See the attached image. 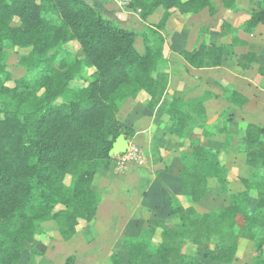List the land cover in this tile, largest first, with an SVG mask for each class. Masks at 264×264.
I'll list each match as a JSON object with an SVG mask.
<instances>
[{
	"label": "trees",
	"instance_id": "1",
	"mask_svg": "<svg viewBox=\"0 0 264 264\" xmlns=\"http://www.w3.org/2000/svg\"><path fill=\"white\" fill-rule=\"evenodd\" d=\"M219 2L235 10L236 0ZM261 3L263 8L241 25L248 34L264 25V0ZM129 7L143 21L162 8L158 29L175 13L215 12L213 0H131ZM229 33L228 45L202 42L180 55L194 69L216 68L233 57L243 71L254 69L264 78V63L255 53H235V47L246 44L230 25L220 36ZM138 36L144 55L135 49ZM65 39L79 43L83 59L62 49ZM15 48L31 49L21 67L33 78L22 77L9 87L6 50ZM162 56L163 40L155 31L146 28L135 34L104 19L84 0H0V264H18L23 245L42 234L46 220L56 223L61 240L67 242L80 223L95 218L100 196L92 190L93 178L109 165L123 125L117 115L139 94L148 98V112L158 108L168 84V75L157 72ZM88 70L92 74L87 81ZM207 99L173 98L164 116L171 123L168 133L189 145L181 155L182 196L198 203L213 180L227 195L224 207L201 215L192 205L171 198L170 212L178 223L148 227L143 240H128L125 261L112 254L108 264H201L182 252L188 243L200 246L212 264H232L242 241L254 243L255 264H264V180L257 184L254 213L248 205L250 181L241 179L244 189L228 192L234 176L220 152L202 145L210 137ZM242 135L246 165L264 170V128L245 124ZM157 230L159 243L154 246Z\"/></svg>",
	"mask_w": 264,
	"mask_h": 264
},
{
	"label": "rangeland",
	"instance_id": "2",
	"mask_svg": "<svg viewBox=\"0 0 264 264\" xmlns=\"http://www.w3.org/2000/svg\"><path fill=\"white\" fill-rule=\"evenodd\" d=\"M250 1L251 0H236L235 10L237 6L243 8L239 13L244 11L251 14L252 11H257L260 8H263L261 0H252L251 2H253V4H250ZM213 4L218 8H222L219 0H213ZM252 5L254 7L251 11H248L247 9L250 10ZM223 9L224 8H222V10ZM235 10H227L228 16L225 15L226 11H223L219 15H215L214 12L213 23L216 27L215 30L221 34L223 30L225 32L226 25L228 24L243 40H249L251 46L258 47L259 43L264 44V27L260 28V26L257 28L258 30L254 29L252 34L246 33L241 28L243 16H237V13H234ZM205 11L209 16H212L207 10ZM155 18L156 17L153 16L150 20L154 23L158 22L154 25L157 27L160 20L155 21ZM194 20L198 21V25L201 26L199 28L198 36L199 39H203L204 31L206 28L209 29V27H206V25L203 27V16L195 19V15H193L190 18V22H194ZM111 22L115 24L113 21ZM190 36L191 40L194 41L195 33H191ZM214 36L217 37V33L214 34ZM227 36H230L231 38L230 33ZM141 44V41L138 40L136 46H138L139 49H142ZM62 46L63 50L75 55V57L79 59H83L79 43L74 41V39L63 40ZM240 49L242 48H238V50ZM30 52V48L6 50L8 59L5 64L12 77V82L8 83L7 86H13V81L22 77L33 78L30 74H26L21 67L22 58L28 56ZM91 74L92 70L86 72L87 81L90 79ZM134 111L136 112V117L128 123L130 128L123 124L119 129V134L120 136L123 134L127 136V139L129 140L128 146L131 148L138 147L139 152L141 153L133 163L125 164L123 166L117 165L121 154L115 156H110L109 154V165L100 169L95 174L92 183V190H97V193L101 196V203H99L100 206H98V216L97 218H94L96 221L94 219L92 220L95 221V223H92V221L87 224L80 223L76 235L71 240L65 242L61 240L57 225L53 220L42 222V234L37 236L33 243H25L23 245V250L19 255L18 264H65L66 260L69 258L73 259L71 264H108L109 258L112 254H117L121 259L125 260L128 252V240L133 239L141 241L147 236L146 229L141 231L143 229L141 227L149 224L150 226H155L156 224L162 223H178V216L172 215L170 212L171 207L168 208L169 195H166L162 190H159L157 188L158 185L153 189V185L150 189L154 201L145 199V197L147 198L151 196V193L147 194L146 192L144 193L143 199V196H139V192L136 190L138 182H134L133 180L140 177V174L138 173L140 169L137 170L135 167L140 162L142 156H149L147 157L149 162H153L155 167L163 166L165 171L173 176L172 179L169 180V185L174 192H178L179 194L180 183L178 177L182 166L181 155L183 151L188 152V146L186 143H182L178 139L172 136L170 137L167 134L161 136V131L158 132V135L154 134L155 138L153 139L158 140V138L162 137L163 141L160 140L159 142L160 144H163L162 147L169 149V151L167 154H160L155 151L150 153L148 147L151 144V141H148L149 137H147V135L144 138L145 135H143V133L146 132L139 129L138 126L140 127V125H142L141 118H146V116L151 115V113L147 110L143 111L141 106H137ZM240 117V115L234 116L231 112L228 113V111L222 116L215 117L209 123L210 137L204 139L202 145L218 150L224 166L230 171L231 175L234 176V178H229L228 181L227 187L229 193L244 189L241 179L250 181L248 205L249 210L254 213L259 196L257 184L264 180V170L260 168L253 169L243 167L244 154L242 152L243 140L241 135L242 124L244 121H242ZM162 123L165 124L163 119L160 118V120H156L154 124L158 126ZM260 123L264 124V121ZM162 126L164 127V125ZM152 144L154 143L152 142ZM157 145L159 144H154V146ZM150 170L151 173H153V171L155 172L153 169ZM162 171L163 169L158 170V172L152 174V177L148 178L152 179L154 177V179L158 181L160 178L158 173ZM144 172L145 170L142 172V176H145ZM151 173L149 172L148 176H150ZM126 177H129L130 180L125 179ZM66 182L68 183V180ZM130 182H132V190L128 189ZM153 182L158 184L156 181ZM121 183H123L122 187ZM160 186L163 187V185ZM208 187V192L205 197L196 204H191L188 202L187 198L182 197L180 194L177 196L180 198V202L184 205H192L198 214H207L213 210L221 209L227 201V195L222 194L215 181H209ZM141 188H144V186L141 185ZM137 225H139V227ZM124 227V231H121ZM159 233L160 230H157L155 237L153 236L152 244L154 246H157L159 243ZM95 234H97L98 238ZM101 238H103V240ZM104 241L105 245L103 244ZM212 242L214 245L215 241L213 240ZM182 252L188 256L195 257L201 264H212L203 258L200 246L188 243L184 246ZM232 264H255L254 243L250 241H242L237 259Z\"/></svg>",
	"mask_w": 264,
	"mask_h": 264
},
{
	"label": "crops",
	"instance_id": "3",
	"mask_svg": "<svg viewBox=\"0 0 264 264\" xmlns=\"http://www.w3.org/2000/svg\"><path fill=\"white\" fill-rule=\"evenodd\" d=\"M87 4L93 7L100 15L107 20L113 21L115 24L134 32L135 34L142 33L146 28H150L151 30L155 31L158 36H160L163 40V56L157 65V72L159 73H166L168 75V84L166 93L161 100L158 108L151 113V115L146 116V118H141L142 125L139 129L146 132L143 133L144 138L149 137L148 141H151L149 145V152H157V153H165L169 151V149L162 147L163 144H160V140L163 141L162 137L158 138V140H154V134L158 135V132L162 131V134H167L168 136H172L168 133V129L171 126V123L166 119L164 116L165 109L169 106L171 100L173 98H182V99H189V98H200L203 95L207 96L208 99L204 103L205 112H206V129L209 130V123L215 117L222 116L225 112H231L232 115H240L241 120L244 121L242 124V128L245 124L253 123L260 125L264 128V124L260 122L264 121V78L259 76L254 69H249L248 71H243L236 63V60L233 57H226L223 60L221 66L216 68H209V69H194L191 68L185 60L180 55L183 51H191L195 49L200 43L204 42L207 44H212L215 46L219 45H228L231 43L230 36H220L218 31H216V27L213 15L209 16L206 11H202L198 14H195V19L198 17L203 16V27H209V29H205L203 39H199V26L197 23L198 21L190 22V18L193 15H186L181 16L179 14H173L164 24L161 29H158L156 23L151 21L153 16H155V21H159L163 16V9L158 8L151 16H149L146 21H143L139 17V13L134 11V9L129 7L131 0L123 3L121 8H118L113 3L109 2L107 4H101L98 2H94L91 0H84ZM253 2L250 1V4ZM215 7V15H219L223 11H226L228 16L227 10L222 8ZM254 6L252 5L250 10ZM243 8H239L236 6V10L234 13L236 15L243 16V23L250 18V13L241 12ZM253 12V11H252ZM231 16V15H230ZM189 21V22H188ZM229 22V21H228ZM231 23V22H229ZM242 23V24H243ZM233 25V24H231ZM261 26V27H260ZM258 27L262 28L264 25H260ZM234 27V26H233ZM257 27V28H258ZM214 28V29H213ZM256 28V30H258ZM259 28V29H260ZM191 33H195L194 41L191 40ZM217 33V37L214 34ZM252 34V33H251ZM240 40L244 41L246 44L245 46L235 47L234 51L236 54H244V53H255L258 57L259 63H264V44L258 45V47L251 46L249 40H243L240 35L238 36ZM138 40L141 41L142 49H139L136 46ZM193 41V42H191ZM210 41V42H208ZM238 48H242L238 50ZM135 49L140 55H144L145 49L143 40L141 37H137L135 41ZM148 98L144 94H139L133 99H129L122 107L121 111L118 114V120L130 128L129 122L132 119H135L136 112L134 111L137 106H141L142 110H146V103ZM224 111V112H223ZM223 112V113H222ZM222 113V114H221ZM163 119L165 124L156 125L154 124L156 120ZM236 118V117H235ZM160 122V121H159ZM164 125V127L162 126ZM137 128V129H138ZM135 129V128H133ZM133 131V130H132ZM200 133V132H199ZM211 133V132H210ZM166 135V136H167ZM212 135V133H211ZM124 140L129 143L127 136L122 135ZM244 145V137L241 135ZM176 138V137H174ZM177 139V138H176ZM159 144L154 146V144ZM186 143L187 146L188 142ZM208 147V146H206ZM211 148V147H209ZM243 148V147H242ZM212 150L218 151L216 149L211 148ZM186 152V151H183ZM219 152V151H218ZM147 157L149 156H142L140 162L137 164L135 169H140L138 172L140 177L134 179V182H138L136 185L137 191L139 192V196H143L144 193L147 194L151 193L150 187L153 186V189L157 187L158 189L162 190L164 194L168 196V208L171 207V198H176L180 202V198L177 195H181L182 192V180L178 177L180 183V192H174V190L169 185V180L172 179V175L165 171L163 166H154L153 162H149ZM243 167H248L245 161V155L243 157ZM250 168V167H248ZM153 173L158 172V170H162V172L158 173L160 178L158 181L154 179L148 178L152 177L151 170ZM145 170V176H142V172ZM149 172L151 173L150 176ZM125 179L130 180L129 177ZM146 179V180H144ZM156 181L158 184L154 183ZM135 184V183H134ZM141 185L144 188H141ZM160 185H163L161 187ZM123 183H121V187ZM140 186V187H139ZM94 187V186H93ZM128 189H133L132 182L129 183ZM94 191L98 192L97 190L93 189ZM159 193V191H158ZM183 197V196H182ZM185 198V197H184ZM149 201H154V197L151 196L145 197ZM100 203H101V196H100ZM182 203V202H181ZM100 206V204H99ZM99 209V207H98ZM98 216V210L96 213L95 218ZM95 220V219H94ZM96 221V220H95ZM92 221V223H95ZM141 225V224H139ZM139 225H137L139 227ZM149 225H145L141 231L147 229ZM135 227V226H134ZM125 227L121 230L124 231ZM95 236L98 238L97 234ZM103 240V238H101ZM103 243V242H102ZM105 245V241L103 243ZM116 245V244H114ZM120 257V256H119ZM122 261H125L121 259Z\"/></svg>",
	"mask_w": 264,
	"mask_h": 264
},
{
	"label": "built area",
	"instance_id": "4",
	"mask_svg": "<svg viewBox=\"0 0 264 264\" xmlns=\"http://www.w3.org/2000/svg\"><path fill=\"white\" fill-rule=\"evenodd\" d=\"M91 1L98 2L101 4H107V3L111 2L114 5H116L118 8H121L123 3H125L129 0H91ZM127 150H128V151H126L127 153L125 152V153L121 154V157L119 158V160L117 162L118 166H123L125 164L133 163V161H135L136 158H138V156L141 153V152H139L138 147L131 148L128 146Z\"/></svg>",
	"mask_w": 264,
	"mask_h": 264
},
{
	"label": "water",
	"instance_id": "5",
	"mask_svg": "<svg viewBox=\"0 0 264 264\" xmlns=\"http://www.w3.org/2000/svg\"><path fill=\"white\" fill-rule=\"evenodd\" d=\"M127 148H128L127 142L124 140L122 136H119L116 139L115 143L113 144V147L110 151V156L123 154L126 152Z\"/></svg>",
	"mask_w": 264,
	"mask_h": 264
}]
</instances>
